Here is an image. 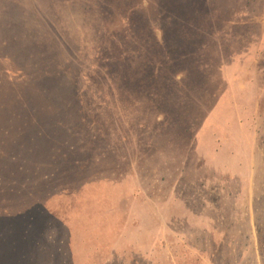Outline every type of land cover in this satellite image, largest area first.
<instances>
[{
    "label": "rangeland",
    "instance_id": "374dc122",
    "mask_svg": "<svg viewBox=\"0 0 264 264\" xmlns=\"http://www.w3.org/2000/svg\"><path fill=\"white\" fill-rule=\"evenodd\" d=\"M0 234L28 264H264V0H0Z\"/></svg>",
    "mask_w": 264,
    "mask_h": 264
},
{
    "label": "trees",
    "instance_id": "16d2710c",
    "mask_svg": "<svg viewBox=\"0 0 264 264\" xmlns=\"http://www.w3.org/2000/svg\"><path fill=\"white\" fill-rule=\"evenodd\" d=\"M62 73L59 71V76L61 75ZM0 243H2L4 246V248H6V250H10L12 243H9V241H6V239H4V236L2 234H0ZM3 255V254H2ZM6 255V254H5ZM28 264V262L30 261H27V260H24V259H14V257H5L4 255L1 257L0 256V264Z\"/></svg>",
    "mask_w": 264,
    "mask_h": 264
}]
</instances>
